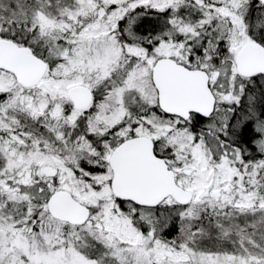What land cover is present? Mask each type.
<instances>
[{"label":"snow or ice","instance_id":"6c2138e0","mask_svg":"<svg viewBox=\"0 0 264 264\" xmlns=\"http://www.w3.org/2000/svg\"><path fill=\"white\" fill-rule=\"evenodd\" d=\"M0 264H264V0H0Z\"/></svg>","mask_w":264,"mask_h":264}]
</instances>
